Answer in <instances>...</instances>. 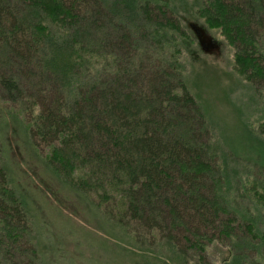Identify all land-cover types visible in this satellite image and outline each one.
<instances>
[{"label": "trees", "instance_id": "trees-1", "mask_svg": "<svg viewBox=\"0 0 264 264\" xmlns=\"http://www.w3.org/2000/svg\"><path fill=\"white\" fill-rule=\"evenodd\" d=\"M196 1L262 108L231 140L184 82L172 0H0V264L48 262L8 170L2 130L19 116L51 182L134 252L125 264H264V0Z\"/></svg>", "mask_w": 264, "mask_h": 264}, {"label": "rangeland", "instance_id": "rangeland-1", "mask_svg": "<svg viewBox=\"0 0 264 264\" xmlns=\"http://www.w3.org/2000/svg\"><path fill=\"white\" fill-rule=\"evenodd\" d=\"M196 4V0H172L179 17L177 32L189 35L179 65L184 82L203 111L214 137L231 140L248 120L254 128L259 124L262 108L253 100L249 83L239 73V66L243 67L244 62L235 57V48L221 27H209L204 19L197 18ZM24 123L27 124L21 116L7 119L2 139L10 177L15 184L25 187V195L32 200H29L33 207L30 213L38 228L35 235L40 250L48 261L45 263L66 264L68 259H81L84 264L90 261L125 264L134 252L118 249L105 226L96 220L95 213L83 202L74 200L55 178L51 182V172L42 162L48 149L42 142H39V151L32 148ZM43 181L50 186L49 191ZM74 206L77 211H72ZM69 221L74 225L68 224ZM55 235L60 241H56ZM45 239L52 244L47 249L42 248ZM103 239L106 246L102 250L98 242ZM211 255L224 258L218 250Z\"/></svg>", "mask_w": 264, "mask_h": 264}]
</instances>
